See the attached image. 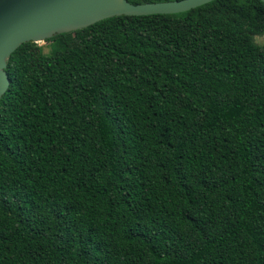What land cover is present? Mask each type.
<instances>
[{
    "label": "trees",
    "instance_id": "1",
    "mask_svg": "<svg viewBox=\"0 0 264 264\" xmlns=\"http://www.w3.org/2000/svg\"><path fill=\"white\" fill-rule=\"evenodd\" d=\"M262 38L260 0H214L21 44L0 264H264Z\"/></svg>",
    "mask_w": 264,
    "mask_h": 264
},
{
    "label": "water",
    "instance_id": "2",
    "mask_svg": "<svg viewBox=\"0 0 264 264\" xmlns=\"http://www.w3.org/2000/svg\"><path fill=\"white\" fill-rule=\"evenodd\" d=\"M212 1L132 4L128 0H0V98L10 84L7 62L21 44L45 42L112 17L178 14Z\"/></svg>",
    "mask_w": 264,
    "mask_h": 264
},
{
    "label": "rangeland",
    "instance_id": "3",
    "mask_svg": "<svg viewBox=\"0 0 264 264\" xmlns=\"http://www.w3.org/2000/svg\"><path fill=\"white\" fill-rule=\"evenodd\" d=\"M261 41H264V39H260ZM259 40V41H260ZM43 53H46L48 51V44L46 42H41V43H35Z\"/></svg>",
    "mask_w": 264,
    "mask_h": 264
}]
</instances>
